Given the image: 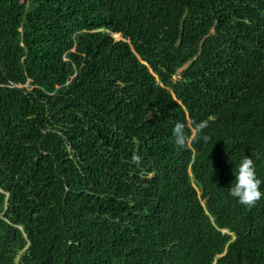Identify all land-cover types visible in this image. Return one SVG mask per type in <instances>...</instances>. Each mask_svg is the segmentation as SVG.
Instances as JSON below:
<instances>
[{
	"label": "trees",
	"instance_id": "trees-1",
	"mask_svg": "<svg viewBox=\"0 0 264 264\" xmlns=\"http://www.w3.org/2000/svg\"><path fill=\"white\" fill-rule=\"evenodd\" d=\"M245 155L264 193V0H0V264H264Z\"/></svg>",
	"mask_w": 264,
	"mask_h": 264
},
{
	"label": "clouds",
	"instance_id": "clouds-1",
	"mask_svg": "<svg viewBox=\"0 0 264 264\" xmlns=\"http://www.w3.org/2000/svg\"><path fill=\"white\" fill-rule=\"evenodd\" d=\"M208 127V119L199 122L193 121L190 129H188V125L185 122L177 121L172 129L175 144L184 149L190 144L198 143L201 140L207 143L211 138L203 133ZM132 162L139 166L141 164V157L133 155ZM234 176V183L228 188L229 195L248 208L255 206L264 197V193L260 190L262 181L257 177L254 160L250 156L245 155L236 166Z\"/></svg>",
	"mask_w": 264,
	"mask_h": 264
},
{
	"label": "rangeland",
	"instance_id": "rangeland-1",
	"mask_svg": "<svg viewBox=\"0 0 264 264\" xmlns=\"http://www.w3.org/2000/svg\"><path fill=\"white\" fill-rule=\"evenodd\" d=\"M115 38H119V36H118V35H115ZM184 67H185V66H184ZM184 67H182V68H180V69L178 70L177 74L175 75V78L179 77V74H180L181 70H182Z\"/></svg>",
	"mask_w": 264,
	"mask_h": 264
}]
</instances>
